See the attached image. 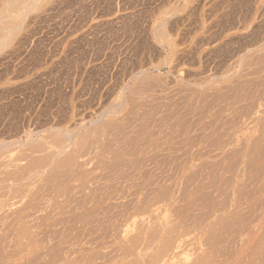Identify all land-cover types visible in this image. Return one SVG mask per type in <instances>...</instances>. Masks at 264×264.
<instances>
[{
	"label": "rangeland",
	"instance_id": "rangeland-1",
	"mask_svg": "<svg viewBox=\"0 0 264 264\" xmlns=\"http://www.w3.org/2000/svg\"><path fill=\"white\" fill-rule=\"evenodd\" d=\"M23 1L0 0V264L259 263L264 0Z\"/></svg>",
	"mask_w": 264,
	"mask_h": 264
},
{
	"label": "bare ground",
	"instance_id": "bare-ground-1",
	"mask_svg": "<svg viewBox=\"0 0 264 264\" xmlns=\"http://www.w3.org/2000/svg\"><path fill=\"white\" fill-rule=\"evenodd\" d=\"M17 1H18V3H20L19 0H17ZM34 1H35V0H34ZM37 1H38V0H37ZM15 2H16V0H12L11 5L9 6V8H7V10H6V9H5V10L8 12V10H11L12 7H13V11H16V10H15L16 7L19 6V5H20L22 2H24V1L22 0V2H21L19 5H17V6L15 5ZM26 2H27V1H26ZM6 3H8L7 0H6ZM34 3L36 4V2H33L32 4L34 5ZM38 3H41L40 0H39ZM16 4H17V2H16ZM26 4H27V3H26ZM32 4H31V5L29 4L30 7L32 6ZM7 5H8V4H7ZM29 5H28V6H29ZM14 6H16V7H14ZM20 6H21V5H20ZM20 6H19V7H20ZM28 6H27V7H28ZM5 7H7V6L5 5ZM30 7H29V8H30ZM17 8H18V7H17ZM22 8H23V7H22ZM29 8H27V9L29 10ZM31 8H32V7H31ZM31 8H30V9H31ZM1 9H2V8H1ZM20 9H21V8H20ZM25 9H26V7H25ZM27 9H26V10H27ZM33 9H35V6H34ZM26 10H25V11H26ZM6 11H4V12H6ZM25 11H24V13H25ZM34 11H35V10H34ZM4 12H3V14H4ZM19 12H21V11H19ZM22 12H23V10H22ZM32 12H33V11H32ZM0 13H1V12H0ZM16 13H17V12H16ZM27 13H29V11H27ZM3 14H2V15H3ZM19 14H20V13H19ZM10 16L12 17V14H11ZM10 16H9V17H10ZM21 16H22V15H21ZM9 17L7 16V18H9ZM11 17H10V18H11ZM14 17H16L15 14H14ZM17 17H18V16H17ZM17 17H16V19H17ZM0 19H1V17H0ZM19 19H20V18H19ZM22 19H23V18H22ZM2 20H4V19H2ZM12 20H13V18H12ZM1 22H3V21H1ZM20 23H21V21H20ZM4 25H5V24H4ZM6 25H7V23H6ZM13 25H14V24H13ZM21 25H22V23H21ZM7 26H9V25H7ZM7 26H5V28H6ZM11 27H12V26H11ZM11 27H10V31H12V30H11ZM17 27H18V25L15 26V28H16V29H19V27H21V26L19 25V27H18V28H17ZM5 28H2V29H5ZM21 28H22V27H21ZM2 29L0 28V30H2ZM14 30H15V29H14ZM2 31H3V30H2ZM6 31L9 32V27H8V30H7V28H6ZM17 31H18V30H17ZM8 32H7V34H8ZM12 32H14V31H12ZM15 32H16V30H15ZM0 34H1V33H0ZM5 34H6V32H5ZM5 34H4V35H5ZM7 34H6V37H5V38H6V40L9 39L8 41H10V40H11L10 37H12V35H11V36L8 35L9 38L7 39ZM9 34H10V32H9ZM11 34H12V33H11ZM13 35H15V33H14ZM161 35L163 36V34H161ZM165 37H166V36H165ZM0 38H1V37H0ZM2 38H4V37H2ZM2 38H1V40H3ZM166 38H167V37H166ZM163 39H164V38H163ZM1 40H0V41H1ZM6 40L4 39L3 42L6 41ZM11 42H12V41H11ZM0 43L2 44V41H1ZM5 43H6V42H5ZM5 43H4V46H5ZM7 43H8V42H7ZM10 44H11V43H10ZM2 45H3V44H2ZM6 45H9V43L6 44ZM8 47H9V46H8ZM0 48H1V47H0ZM3 48H4V47H2V49H3ZM5 48H6V46H5ZM2 49H0V50H2ZM0 52H1V51H0ZM261 110H262V109H260V111H261ZM258 112H259V111H258ZM263 112H264V110H263ZM263 112H262V113H263ZM257 117H258V116H257ZM255 118H256V116H255ZM262 118H263V116H262ZM262 118H261V119H262ZM253 119H254V118H253ZM253 119H252V120H253ZM258 119H259V117H258ZM261 119H260V122H261ZM105 122H107V121H104L103 123H105ZM249 122H250V121H249ZM252 122H253V121H252ZM101 123H102V122H100V124H101ZM103 123H102V124H103ZM109 123H110V121H109ZM109 123H108V124H109ZM100 124H98L99 128H100V126L102 125V124H101V125H100ZM105 124H106V123H105ZM112 124H113V123H112ZM247 124H248V123H247ZM255 124H257V118H256V123H255ZM115 125H116V124H115ZM95 126H96V125H95ZM102 126H103V125H102ZM106 126H107V125H106ZM103 127H104V126H103ZM94 128H95V127H94ZM95 129H96V128H95ZM95 129H94V130H95ZM91 130H92V129H90V131H91ZM100 130H101V129H100ZM100 130H99V131H100ZM102 131H103V130H101V132H102ZM261 131H262V129H261ZM88 132H89V131H88ZM101 132H100L99 134H101ZM107 132H108V131H106V133H107ZM96 133H97V131L95 132V134H96ZM258 134H260V133H258ZM71 135H72V134H71ZM82 135H83V134H82ZM82 135H80V137H81ZM84 135H88V134H87V133H86V134L84 133ZM260 135H262V133H261ZM91 136H93V135H91ZM98 136H99V135H98ZM256 136H257V135H256ZM256 136H255V137H256ZM68 137H69V136H68ZM71 137H74V136H71ZM84 137H86V136H84ZM84 137H83V138H84ZM263 137H264V136H263ZM246 138H247V137H246ZM251 138H252V137H251ZM258 138H259V137H258ZM68 139H69V138H68ZM84 139H85V138H84ZM260 139H261V138H260ZM262 139H263V138H262ZM81 140H82V142H84L83 139H81ZM86 140H87V139H86ZM234 140H235V139H234ZM245 140H246V139H245ZM252 140H253V139H252ZM35 141H38V139H37V140L35 139ZM68 141H69V140H68ZM70 141H71V139H70ZM72 141L74 142V140H72ZM250 141H251V140H250ZM258 141H259V140H258ZM263 141H264V139H263ZM32 142H33V141H31V143H32ZM38 142H39V144H40V143H42V144L45 143V142H43V141H42V142L38 141ZM82 142H81V143H82ZM241 142H243V141H241ZM260 142H261V141H260ZM31 143L28 142L27 144H31ZM49 143H50V142H49ZM69 143H70V142H69ZM69 143H67V145L72 144V143H70V144H69ZM257 143H258V142H256V144H257ZM35 144H36V142L34 143V145H35ZM39 144L37 143V145H39ZM46 144H47V142H46ZM249 144H250V143H249ZM25 145H26V144H25ZM32 145H33V143H32ZM34 145H33V146H34ZM40 145H41V144H40ZM43 145L46 146L45 144H43ZM63 145L65 146V144H63ZM63 145H61L62 148L64 147ZM72 145H73V144H72ZM239 145L241 146V143H240ZM242 145H243V144H242ZM254 145H255V143L253 144V141H252V145H249V146H254ZM258 145H259V143H258ZM262 145L264 146V144H262ZM29 146H31V145H29ZM53 146H54V145H53ZM61 146H60V148H61ZM234 146H235V145H234ZM237 146H238V145H237ZM39 147H40V146H39ZM69 147H71V145H70ZM241 147H242V146H241ZM243 147H245V146H243ZM246 147H247V146H246ZM25 148H27V147H25ZM33 148H34V147H33ZM33 148L31 147L32 150H33ZM35 148H38V147H36V145H35ZM45 148H46V147H45ZM50 148H51V146H50ZM57 148H58V147H57ZM60 148H58V149H60ZM62 148H61V149H62ZM65 148H66V146H65ZM253 148H254V147H253ZM256 148H258V146H257ZM21 149H22V148H21ZM42 149H43V148H42ZM42 149H41L40 151H38V152L40 153L41 151H44V149H43V150H42ZM47 149H48V148H47ZM61 149H60V150H61ZM67 149H68V148H67ZM233 149H235V148H233ZM242 149H243V152H244V149H245V148H242ZM262 149H263V148H261V150L259 149V150H260V151H259L260 154H263V153H264V152L262 151ZM22 150H23V149H22ZM240 150H241V148H240ZM252 150H254V149H252V147H251V152H252ZM257 150H258V149H257ZM257 150H256V151H257ZM35 151H36V150H35ZM46 151H47V150H46ZM46 151H44V152H46ZM56 151H57V150H56ZM56 151H54V152H56ZM66 151H69V150H65V151H64V149H63V153L66 152ZM231 151H232V150H231ZM236 151H237L236 154H238V153H239V150H236ZM236 151H234V152H236ZM245 151H246V150H245ZM38 152H35V153H38ZM44 152H42V154H43ZM59 152H60V151H59ZM234 152H233V154L235 155ZM241 152H242V151H241ZM246 152H247V151H246ZM249 152H250V150H249ZM261 152H263V153H261ZM26 153H27V152H26ZM26 153H25V154H26ZM33 153H34V152H33ZM47 153H48V152H47ZM229 154H231V153H229ZM229 154H227V157L229 156ZM233 154H232V155H233ZM244 154H246V153H244ZM260 154H259V155H260ZM19 155H20V154H19ZM22 155H23V154H22ZM34 155H35V154H34ZM40 155H41V154H40ZM40 155H39V157H40ZM57 155H59V154H57ZM74 155H75V154H74ZM241 155H242V154H241ZM247 155H249V153H248ZM6 156H7V155H6ZM8 156H9V155H8ZM11 156H12V155H11ZM32 156H33V154H32ZM37 156H38V155H35L34 157L36 158ZM42 156H44V155H42ZM47 156L49 157V153H48ZM236 156H238V155H236ZM243 156H245V155H243ZM253 156H254V155H253ZM256 156H257V154H256ZM256 156H254V157L256 158ZM262 156H264V154L261 155V157L258 158V159L263 158ZM26 157H27V155H26ZM34 157H30V155H29L28 158H34ZM62 157H63V156H62ZM227 157H225V158H227ZM233 157H234V156H232L231 158H233ZM239 157H240V156H238L237 158L240 160ZM257 157H258V156H257ZM22 158H24V157H22ZM28 158H27V159H28ZM56 158H57V157H56ZM228 158H229V157H228ZM246 158H247V157H246ZM255 158H253V159H255ZM2 159L4 160V157H3ZM9 159H10V158H9ZM16 159H17V158H16ZM49 159H50V158H49ZM49 159H47V160H49ZM52 159H53V158H52ZM229 159H230V158H229ZM238 159H236V160H238ZM6 160H8V159L6 158ZM6 160H4V161L6 162ZM24 160H25V158H24ZM24 160H23V161H24ZM53 160H54V159H53ZM231 160H232V159H231ZM234 160H235V159H234ZM236 160H235V161H236ZM239 160H238V161H239ZM250 160H252V159H250ZM250 160H248V163H247V160H246V163H247V164H250V163H249ZM255 160H257V159H255ZM255 160H254V162H255ZM4 161H2V162H4ZM14 161H15V160H14ZM17 161L20 162V159L17 160ZM17 161H15V162H17ZM41 161H42V160H41ZM232 161H233V160H232ZM232 161H229V162H228V159H227V162H228V163L224 164V167H222V168L224 169V168H226V166L228 167V165H230V163H231ZM235 161H234V162H235ZM238 161H237L236 163H238ZM5 162H4V163H5ZM15 162H14V163H15ZM38 162H39V161H38ZM51 162H52V160H51ZM242 162H243V160H242ZM9 163H11V162H8V164H9ZM14 163H13V164H14ZM30 163H31V162H30ZM40 163H41V162H39L38 164H40ZM43 163H44V162H43ZM57 163H58V161L55 160V164H57ZM65 163H66V162H65ZM220 163H221V162H220ZM220 163H218V165H219ZM236 163H235V164L233 163V168H234V169H235L234 166L236 165ZM244 163H245V162H244ZM260 163H261V162H260ZM18 164H19V163H18ZM20 164H21V163H20ZM50 164H51V163H50ZM67 164H68V162H67ZM209 164H210V165H209L210 167L213 165L214 168L216 169L215 166H217V163H216V164H211V163H209ZM227 164H228V165H227ZM252 164H253V163H252ZM40 165H41V164H40ZM220 165H222V164H220ZM220 165H219V166H220ZM225 165H226V166H225ZM237 165H238V164H237ZM257 165H258V164H257ZM10 166H11V164H10ZM14 166H16V164H15ZM25 166H26V165H25ZM25 166H24V167H25ZM45 166H46V165H45ZM248 166H249V165H248ZM248 166L246 167L247 169H248ZM260 166H261V165H260ZM49 167H50V165H49ZM207 167H208V166H207ZM231 167H232V166H231ZM231 167H230V168H231ZM236 167H237V166H236ZM258 167H259V166H258ZM12 168H13V167H12ZM21 168H22V167H21ZM31 168H32V167H31ZM33 168H34V167H33ZM33 168H32V169H33ZM50 168H51V167H50ZM218 168H219V167H218ZM233 168H232V172H231V173H233ZM244 168H245V167H244ZM253 168H254V167H253ZM255 168H256V167H255ZM255 168H254V169H255ZM13 169H14V168H13ZM29 169H30V168H29ZM46 169H47V168H46ZM46 169L43 170V172L46 171ZM210 169H211V168H210ZM215 169H214V170H215ZM219 169H220V168H219ZM226 169H227V168H226ZM241 169H242V168H241ZM254 169H252V170H254ZM18 170H19V169H18ZM36 170H37V169H36ZM36 170H35V171H36ZM66 170H67V169H66ZM207 170H209V168H208ZM207 170H206V172H207ZM214 170H213V171H214ZM224 170H225V169H224ZM24 171H25V170H24ZM30 171H31V170H30ZM50 171H51V169H50ZM54 171H55V170H54ZM59 171H60V170H59ZM59 171H58V172H59ZM229 171H230V169H229ZM229 171H228V172H229ZM250 171H251V170H250ZM254 171H255V170H254ZM22 172H23V171H22ZM26 172H29V171L26 170ZM38 172H40V170H38ZM43 172H42V173H43ZM48 172H49V171H48ZM48 172H46V173L48 174ZM211 172H212V170L210 171V173H211ZM218 172H219V171H218ZM235 172H236V169H235L234 173H235ZM240 172H242V170H241ZM256 172H257V171H256ZM32 173H33V172H31V174H32ZM36 173H37V172H36ZM44 173H45V172H44ZM44 173H43V175L40 173V174L42 175V177H44ZM55 173H56V172H55ZM55 173H54V174H55ZM222 173H223V171H222ZM222 173H221V174H222ZM225 173H226V172H225ZM253 173H254V172H253ZM37 174H38V173H37ZM37 174H35V175H37ZM52 174H53V173H52ZM54 174H53V175H54ZM211 174H212V173H211ZM215 174H216V173H215ZM241 174H242V173H238V175H241ZM29 175H30V174H29ZM29 175H28V176H29ZM56 175H57V174H56ZM64 175H65V174H64ZM217 175H218V173H217ZM16 176H17V174H16ZM37 176H38V175H37ZM45 176H46V175H45ZM229 176H230V175L227 176V179L229 178ZM232 176H233V175H232ZM232 176H231L230 178H232ZM29 177H30V176H29ZM29 177H27V178H28V179L33 178V177H30V178H29ZM34 177H35V176H34ZM38 177H39V176H38ZM61 177H62V175H61ZM209 177H210V175H209ZM215 177H216V176H215ZM238 177H239V176H238ZM35 178H36V177H35ZM35 178H34V179H35ZM213 178H214V176H213ZM230 178H229V179H230ZM236 178H237V177H236ZM203 179H204V178H203ZM227 179H224L223 182L225 183V180H227ZM229 179H228V180H229ZM232 179H233V178H232ZM14 180H15V179H14ZM16 180H17V179H16ZM16 180H15V181H16ZM26 180H27V179H26ZM228 180H227V181H228ZM233 180H234V179H233ZM241 180H242V179H240V181H241ZM214 181H215V180H214ZM217 181H218V180H217ZM217 181H216V183H217ZM227 181H226V183H227ZM17 182H18V181H17ZM21 182H22V181H21ZM223 182H222V183H223ZM228 182H231V180L228 181ZM232 182H233V181H232ZM23 183H24V182H23ZM213 183H215V182H213ZM237 183H238V182H237ZM19 184H20V183L18 182L17 185H19ZM227 184H228V183H227ZM230 184H231V183H230ZM232 184H233V183H232ZM15 185H16V184H15ZM212 185H213V184H212ZM240 185H241V184H240ZM5 186H6V185H5ZM10 186H12V184H11ZM197 186H198V185H197ZM197 186H196V188H197ZM242 186H243V185H242ZM7 187H8V186H7ZM15 187H16V186H15ZM15 187H14V188H15ZM198 187L200 188V186H198ZM204 187H207V186H204ZM230 187H231V185H230ZM235 187H236V186H235ZM238 187H239V186H238ZM10 188H12V187H10ZM10 188H9V189H10ZM225 188H228V187H225ZM236 188H237V187H236ZM236 188H235V190H236ZM3 189H4V188H3ZM197 189H198V188H197ZM204 189H205V188H204ZM6 190H7V189H6ZM7 191H8V190H7ZM198 191H199V189H198ZM229 191H230V190H229ZM194 192H195V191H194ZM194 192H193V193H194ZM227 192H228V191H227ZM235 192H237V191H235ZM201 193L203 194V192H201ZM228 193H229V192H228ZM200 195H201V194H200ZM203 195H204V194H203ZM205 195H208V194L206 193ZM220 195H221V194H220ZM230 195H231V194H230ZM16 196H17V195H16ZM16 196H15V197H16ZM184 197H185V196H184ZM192 197H193V195H192ZM195 197H196V196H195ZM202 197H206V196H201V197H200L201 200H202ZM220 197H221V196H219V198H220ZM185 198H187V197H185ZM193 198H194V197H193ZM200 198H199V199H200ZM197 199H198V197H197ZM197 199H196V200H197ZM203 199H204V198H203ZM206 199H208V198H205L204 200H206ZM228 199H229V195H228L227 199H226V198L224 199V201H225V200H228ZM233 199H234V198H233ZM196 200L194 199L193 204L195 203ZM204 200H202L201 202H203ZM260 200H261V199H260ZM197 201H199V200H197ZM207 201H208V200H207ZM219 201H220V199H219ZM228 201H229V200H228ZM230 201H231V200H230ZM210 202H211V201H210ZM210 202H209V203H210ZM217 202H218V201H217ZM205 203L207 204L208 202H205ZM209 203H208V204H209ZM219 203H220V202H219ZM219 203H218V204H219ZM223 203H224V202H223ZM223 203H222V204H219V206H220V205H223ZM226 203H227V202H225V204H226ZM260 203H261V202H260ZM197 204H200V202H199V203L197 202ZM210 204H211V203H210ZM216 204H217V203H216ZM225 204H224V206H227V205H228V204H226V205H225ZM200 205H202V204H200ZM203 205H204V203H203ZM198 206H199V205H198ZM209 206H210V205H209ZM231 206H232V204H231ZM192 207H193V206H192ZM203 207H204V208H205V207L207 208L206 205L203 206ZM214 208H215V207H214ZM222 208H223V207H222ZM209 209H210V207H209ZM209 209H205V210H206V211L208 210L207 212H209V211H210ZM216 209H217V208H216ZM219 209H220V207H219ZM199 210H200V209H199ZM217 210H218V209H217ZM217 210H216V211H217ZM221 210H222V209H221ZM206 211H204V213H205ZM194 212H195V211H194ZM207 212H206V213H207ZM263 212H264V211H263ZM202 213H203V212H202ZM193 214L195 215V214H197V213H193ZM199 214H201V213L198 212L197 215H199ZM207 214H208V213H207ZM207 214H206V215H207ZM219 214H221V213H219ZM226 214H227V213H226ZM228 214H229V213H228ZM230 214H233V213H230ZM230 214H229V215H230ZM262 214H263V213H262ZM224 215H225V214H224ZM200 216H202V214H201ZM217 216H218L217 218H219V215H217ZM233 216H234V217L237 216L236 213H235ZM233 216H231V219L234 218ZM260 216H261V215H260ZM260 216H259V217H260ZM191 217H192V216H191ZM198 217H199V216H198ZM227 217H228V216H227ZM227 217H226V218H227ZM229 217H230V216H229ZM241 217H242V216H241ZM259 217H258V221H259V219H260ZM203 218H206V217L203 216ZM239 218H240V217H239ZM239 218H238V219H239ZM255 218H257V217H255ZM194 219H195V220H192L193 222L196 221V219H197V221H199V220H200V217H199V220H198V218H194ZM219 219H220V218H219ZM219 219H218V220H219ZM231 219L229 220V222L232 221ZM190 220H191V219H190ZM212 220H213V219H212ZM212 220H211L210 222L213 223L214 221H212ZM214 220L217 221V219H214ZM240 220H241V219H240ZM254 220L257 221L256 219H254ZM192 221H191V222H192ZM202 221H203V220H201V222H202ZM193 222H192V224H194ZM201 222H200V223H201ZM210 222H209V224H210ZM222 222H223V219H222ZM224 222H225V221H224ZM229 222H227V223H228V224H227L228 226L225 227L228 231H229V229H228L227 227H230L229 225H231V224H229ZM236 222H237V221H236ZM198 223H199V222H198ZM198 223H195V224L198 225ZM202 223H203V222H202ZM212 223H211V224H212ZM220 223H221V221H220ZM220 223H216V224L214 223L213 225H214V227H215V225H216V226H217L218 224L220 225ZM234 223H235V222H234ZM237 223H238V222H237ZM195 224H194V225H195ZM223 224H224V223H222L221 225H223ZM260 224H264V217L261 218V220H260ZM206 225H207V224H206ZM213 225H212V227H213ZM257 225H258V224H257ZM257 225H256V226H257ZM190 226H191V224H190ZM244 226H245V225H244ZM246 226H247V225H246ZM256 226H255V227H256ZM194 227H195V226H193V228H194ZM198 227H199V226H198ZM219 227H220V226H219ZM257 227H258V226H257ZM215 228H216V227H215ZM222 228H223V231H224V227H222ZM233 228H234V227H233ZM235 228H237V225H236ZM245 228H246V227H244V229H245ZM212 229H213V230H217V229H214V228H211L210 230L213 231ZM254 229H255V228H254ZM208 230H209V229H208ZM210 230H209V231H210ZM209 231H208V232H209ZM211 231H210V232H211ZM223 231H222V234H223V236H224L225 231H224V233H223ZM228 231H227V232H228ZM236 231H237V230H236ZM245 231H247V229H246ZM253 231L256 232L257 229H256V231H255V230H253ZM157 232H158V231H157ZM213 232H214V231H213ZM213 232H211V233L213 234ZM211 233H210L208 236H210ZM219 233H220V232H219ZM219 233H218V234H219ZM252 233H253V232H252ZM13 234H15V232H14ZM157 234H158V233H157ZM225 234H226V233H225ZM242 234H243V233H242ZM246 234H247V232H246ZM155 235H156V234H155ZM214 235H216V234H214ZM214 235H213V236H214ZM208 236L205 237V239L203 240V242H205V240L207 239ZM218 236H219V235H218ZM225 236H226V235H225ZM247 236H248V234H247ZM247 236L245 235V237H247ZM153 237H154V236H153ZM211 237H212V236H211ZM214 237H215V236H214ZM245 237H244V235H243V238H245ZM243 238L241 239L242 241H244ZM153 239H154V238H153ZM215 239H217V237H216ZM215 239H214V240H215ZM32 240H33V239H32ZM209 240H210V239H209ZM250 240H251V239H250ZM216 241H217V240H216ZM242 241H241V242H242ZM262 241H263V240H262ZM213 242H214V244H215V241H213ZM249 242H250V241H249ZM249 242H248V243H249ZM211 243H212V240H211ZM243 243H244V242H243ZM231 244H232V243H231ZM263 244H264V243H263ZM27 245H28V244H27ZM29 245H30V244H29ZM205 245H206V243H205ZM227 245H228V244H227ZM239 245H240V244H239ZM225 246H226V245H225ZM229 246H231V245H229ZM229 246H228V247H229ZM232 246H233V245H232ZM237 246H238V245H237ZM237 246H236V248H237ZM262 246H264V245H262ZM262 246H261V247H262ZM209 247H210V246H209ZM221 247H222V246H221ZM243 247H244V246H242V249L244 250L246 247H245V248H243ZM261 247H260V245H259V248H261ZM210 248H212V246H211ZM232 248H234V247H232ZM219 249L221 250V248H219ZM237 249H238V248H237ZM263 249H264V248L262 247V251H263ZM220 250H219V251H220ZM223 250H224V249H223ZM223 250H222V251H223ZM227 250H228V248H227ZM235 250H236V249H235ZM222 251H220V252H222ZM257 251H260V250L257 249ZM257 251H256V252H257ZM242 252H243V251H242ZM26 253H27V252H26ZM30 253H31V252H30ZM32 253H33V252H32ZM164 253H165V252H164ZM252 253H254V251H253ZM161 254H162V252H161ZM230 254L232 255L233 253L230 251ZM230 254H229V255H226V251H225V254H223V255H226V257L228 258L229 256H231ZM250 254H251V253H250ZM37 255H38V254H37ZM255 255H256V254H255ZM262 255H263V256H262ZM262 255H261V256H262V260L260 259V260H259V263L257 262V264H264V253H263ZM21 256H23V255H21ZM35 256H36V255H35ZM157 256H158V255H157ZM157 256H156V257H157ZM259 256H260V255H259ZM250 257H251V256H250ZM257 257H258V256H257ZM257 257H256L255 260H258ZM23 258L25 259V257H23ZM26 258H27V257H26ZM227 258H225V260H226ZM234 258H235V257H234ZM234 258H233V259H234ZM236 258H237V257H236ZM239 258H240V257H239ZM260 258H261V257H260ZM233 259H232V260H233ZM237 260H238V258H237ZM237 260H236V261H237ZM252 260H254V257H253ZM255 260H254V261H255ZM230 262L233 263V261H231V260H230ZM247 262H248V260H247ZM223 263H224V261H223ZM206 264H207V263H206ZM208 264H209V263H208ZM234 264H256V263H255V262L253 263L252 261H251V263H249V262H248V263H245V262H241V260H240L239 262H236V263H234Z\"/></svg>",
	"mask_w": 264,
	"mask_h": 264
}]
</instances>
